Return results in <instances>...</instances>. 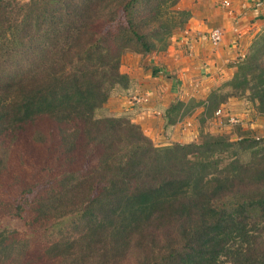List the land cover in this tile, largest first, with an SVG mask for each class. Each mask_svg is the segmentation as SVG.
Masks as SVG:
<instances>
[{
  "label": "trees",
  "instance_id": "obj_1",
  "mask_svg": "<svg viewBox=\"0 0 264 264\" xmlns=\"http://www.w3.org/2000/svg\"><path fill=\"white\" fill-rule=\"evenodd\" d=\"M180 2L0 0V181L17 191L0 207L26 227L0 229V264H264V138L157 146L133 110L106 108L133 96L126 53H164L184 30ZM236 67L203 113L249 94L264 114V27ZM185 105L167 110V135ZM24 132L49 158L37 179L19 170L4 184Z\"/></svg>",
  "mask_w": 264,
  "mask_h": 264
},
{
  "label": "crops",
  "instance_id": "obj_2",
  "mask_svg": "<svg viewBox=\"0 0 264 264\" xmlns=\"http://www.w3.org/2000/svg\"><path fill=\"white\" fill-rule=\"evenodd\" d=\"M180 7L192 16L184 30L172 38L166 53L148 56L150 62L143 61L135 69L122 67L135 86L133 96L127 99L136 105L129 109L134 111L133 121L158 145L189 142L193 134L181 129L182 121L171 134L165 133L167 110L179 101H188L191 94L207 95L232 79L237 62L264 26V0H182ZM215 28L225 31L217 47L209 39ZM144 95L149 101L139 103L138 97ZM185 120L188 126L191 120Z\"/></svg>",
  "mask_w": 264,
  "mask_h": 264
},
{
  "label": "rangeland",
  "instance_id": "obj_3",
  "mask_svg": "<svg viewBox=\"0 0 264 264\" xmlns=\"http://www.w3.org/2000/svg\"><path fill=\"white\" fill-rule=\"evenodd\" d=\"M22 3L29 2L30 0H17ZM182 1V0H181ZM185 10L180 7V3L177 6L176 9ZM264 27V26H262ZM168 50V49H167ZM166 53V52H164ZM160 54V53H159ZM163 54V53H161ZM160 54V55H161ZM137 54L134 52H127L124 59H123V65L130 68L131 66H134L133 69H135L138 65L141 66L144 62H147L148 58L147 56L138 57ZM155 54L150 55L154 56ZM137 56V57H134ZM147 58V60H146ZM144 61V62H143ZM150 62V60L148 61ZM147 62V63H148ZM122 65V67H123ZM143 67V66H142ZM151 68V65L150 67ZM227 82V81H225ZM225 82H222L219 86L224 84ZM218 86V87H219ZM218 87H215L214 90ZM213 90V89H212ZM211 90V91H212ZM210 93V92H209ZM209 93L204 96H193L188 97V101L185 103L187 105L184 106L183 110L185 109H194L193 114L188 116L187 118L190 119V123L187 124V121L185 118H182V124H180V127L182 130H185L186 132H190L195 136L193 139H189V142L184 144H189L193 142H201L205 136L212 134V135H221L225 134L230 137L232 141H237L241 138V134L243 132H247L248 136L253 137H259L264 138V114L259 111L258 108V102H254L251 100L250 95L248 94L245 96H238L230 98L228 101L233 100V104H226L228 107L225 108V115L219 116L216 114V116H213L211 114H208L204 111L203 108L199 107L200 102L207 100ZM129 97L119 95L115 93L112 95V97L109 99V101L106 104L107 110L111 112H124L125 110H129L132 107H135L136 105H133V100H127ZM131 99V98H130ZM140 100L139 103H141L143 100L144 102L149 101V97L147 95H144L143 97H138ZM228 103V102H227ZM235 118L238 120L236 123L229 122L231 118ZM138 124V123H135ZM141 127V126H140ZM46 128H44L45 130ZM49 129V128H48ZM143 130V128L141 127ZM52 130V128L50 129ZM144 132V130H143ZM145 133V132H144ZM24 135L22 138H19V140L16 142V144L12 148L11 155L14 157L13 159V166L15 170L10 169L8 171V177L6 176L4 184L10 182V177L13 178L12 173L20 170V173L23 172L24 176L27 178L33 177L34 180L38 178L39 174L43 171V164H45L49 158L46 146L43 145V143H38L32 140V135L29 133H23ZM250 134V135H249ZM154 141V140H153ZM155 145L158 146V142L154 141ZM177 143V142H175ZM24 162V164L28 165L29 168L23 169L20 165ZM32 174L29 176V174ZM57 174L58 170L56 171ZM47 175V172L42 174V177H45ZM2 183L0 181V198L5 199L7 201L8 198L11 200L14 199L16 196V192H13L12 190H15L14 188L6 187V192L1 191ZM9 209H6L4 211L0 207V229H18L21 231L26 230V227L24 225L23 220L17 219L15 217H10L4 214L3 212H8ZM3 213V215H2ZM27 221L31 220L30 215L26 217ZM37 235L33 239V243L29 249V256L34 255V259H39V254L44 253V247L46 246V236L44 235V230H37Z\"/></svg>",
  "mask_w": 264,
  "mask_h": 264
},
{
  "label": "built area",
  "instance_id": "obj_4",
  "mask_svg": "<svg viewBox=\"0 0 264 264\" xmlns=\"http://www.w3.org/2000/svg\"><path fill=\"white\" fill-rule=\"evenodd\" d=\"M226 4H229V3H226ZM224 36H225L224 29L215 28L210 32V38L209 39H210L211 44L213 46L217 47L222 43ZM224 114H225V110H220L217 112V115H219V116H222ZM229 122L236 123V122H238V120H236L235 118L232 117Z\"/></svg>",
  "mask_w": 264,
  "mask_h": 264
}]
</instances>
